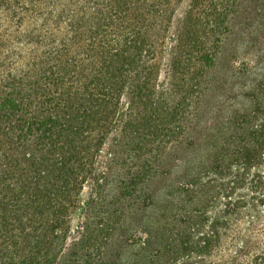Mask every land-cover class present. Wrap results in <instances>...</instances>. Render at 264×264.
Wrapping results in <instances>:
<instances>
[{
    "label": "trees",
    "instance_id": "obj_1",
    "mask_svg": "<svg viewBox=\"0 0 264 264\" xmlns=\"http://www.w3.org/2000/svg\"><path fill=\"white\" fill-rule=\"evenodd\" d=\"M232 7L0 0V264H59L73 215L88 231L108 179L123 210L189 146ZM243 98L196 166H179L162 222L139 232L157 256L138 264H264V72Z\"/></svg>",
    "mask_w": 264,
    "mask_h": 264
},
{
    "label": "rangeland",
    "instance_id": "obj_2",
    "mask_svg": "<svg viewBox=\"0 0 264 264\" xmlns=\"http://www.w3.org/2000/svg\"><path fill=\"white\" fill-rule=\"evenodd\" d=\"M229 1L233 6L227 19L229 32L195 106V120L186 135L189 146L164 158V167H156V175L145 186L126 195L123 210L113 206L118 200V180L108 179L100 204L92 211L88 231L81 225L83 213L73 215L72 231L59 264H138L157 256L155 247L142 246L139 232L162 222V207L169 200L166 195L172 194L188 173L181 169L196 166L203 153L202 140L213 134L229 113L247 108L243 95L264 72V0ZM123 168L121 164L114 166V174L119 175ZM82 200H88L87 190Z\"/></svg>",
    "mask_w": 264,
    "mask_h": 264
}]
</instances>
